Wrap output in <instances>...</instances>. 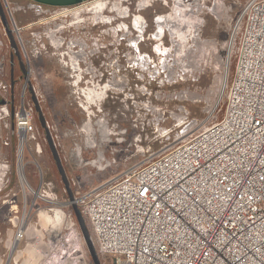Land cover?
Segmentation results:
<instances>
[{
    "label": "rangeland",
    "instance_id": "rangeland-1",
    "mask_svg": "<svg viewBox=\"0 0 264 264\" xmlns=\"http://www.w3.org/2000/svg\"><path fill=\"white\" fill-rule=\"evenodd\" d=\"M93 1L49 7L0 0L27 74L0 17V173L5 172L0 176V264L8 262L10 252L8 264H93L29 87L71 193L78 187L93 190L223 117L225 81L232 78L237 47L228 42L245 0H102L106 22L90 12ZM177 9L173 34L167 26ZM158 18L169 22L159 29ZM135 19L143 21L142 36ZM21 104L32 110L33 133L23 148L26 184L17 173L13 117ZM19 228L23 238L11 250ZM98 258L112 264L108 256Z\"/></svg>",
    "mask_w": 264,
    "mask_h": 264
},
{
    "label": "built area",
    "instance_id": "built-area-1",
    "mask_svg": "<svg viewBox=\"0 0 264 264\" xmlns=\"http://www.w3.org/2000/svg\"><path fill=\"white\" fill-rule=\"evenodd\" d=\"M228 44L235 65L219 121L72 193L112 264H264V0L244 1ZM31 111L13 114L23 178Z\"/></svg>",
    "mask_w": 264,
    "mask_h": 264
},
{
    "label": "water",
    "instance_id": "water-1",
    "mask_svg": "<svg viewBox=\"0 0 264 264\" xmlns=\"http://www.w3.org/2000/svg\"><path fill=\"white\" fill-rule=\"evenodd\" d=\"M30 1L37 3L39 5L49 6V7H71V6L79 5L83 2H87L89 0H30ZM0 17H1V20L3 23V26L5 28L7 37L9 39L10 45L13 48V50L15 51V55L20 62L23 74L26 76L27 74H26V71L24 70V67H23L21 61H20L18 49H17V46L15 44L13 34H12L11 30H9V28H8L7 21L5 18V14H4L1 2H0ZM29 90H30V93L32 96V101H33L34 106H35V111L38 114V120L40 122V126L45 131V138H46V141L48 144V148H49L51 156H52V158L56 164V168H57V171L61 177V180L65 186V190L67 192L69 203H70L74 218L76 220V223L78 225V228L80 230V234L83 238L85 247L88 251V254L90 256L92 263L93 264H100L98 254L96 253L95 248L93 246V243H92V240L90 237V233H89V230L87 229L86 223L83 220V217H82L78 207L76 206L75 203H73V196H72V193L69 189V183L67 181V178H66L64 169L62 167L58 152H57L56 147L54 145L53 139H52L47 127H46V123H45V120L43 118L42 112L38 106V103L35 99V96L33 94V90L31 89V87H29ZM11 256H12V252H10L9 260H10ZM9 260H8V262H9ZM8 262L6 264H8Z\"/></svg>",
    "mask_w": 264,
    "mask_h": 264
},
{
    "label": "bare ground",
    "instance_id": "bare-ground-1",
    "mask_svg": "<svg viewBox=\"0 0 264 264\" xmlns=\"http://www.w3.org/2000/svg\"><path fill=\"white\" fill-rule=\"evenodd\" d=\"M105 3V2H104ZM104 3H102V0H94L93 2H91V3H89V5L88 6H90L89 7V9H90V12L94 15V17H95V19L98 21H105V20H108L107 18H105V17H103V15H102V10L104 9ZM142 6V5H141ZM83 8V7H82ZM78 9H80V7L79 8H77V9H75V10H72V13L73 12H77V10ZM87 10V9H86ZM178 10H180V9H177V10H175V15H174V18H172V20L170 21V25L169 26H167L168 27V29H170V30H172V33L174 32V33H176L177 32V29H176V25H177V19L179 18V15H178ZM125 11V10H124ZM70 12V11H69ZM68 12V13H69ZM119 13H120V11H119ZM121 13H123V10H122V12ZM62 14V13H61ZM64 14H66V13H64ZM63 14V15H64ZM180 15H182V14H180ZM106 22V21H105ZM156 22H157V24H158V28L159 29H161V26H162V24H165V23H167V22H169L168 20H167V18H165V19H161V18H158V19H156ZM144 24H143V21L141 20V19H135L134 20V27H135V29L139 32V34L141 35L142 34V31H143V26ZM125 29V28H124ZM15 31H16V33H18V31H19V29H15ZM173 33V34H174ZM142 36V35H141ZM133 40H136V39H133ZM133 43H134V41H133ZM132 43V44H133ZM135 48V47H134ZM228 58V57H227ZM72 64H73V67L74 68H77V65H78V57H76V58H73L72 59ZM226 77V76H225ZM107 89H108V86H105V87H103V89H102V95H104V93L107 91ZM102 97V96H101ZM23 160V159H22ZM19 162H21V153L19 154ZM19 167H20V165H19ZM18 167V168H19ZM19 169H21V167L19 168ZM4 171L2 172V173H0V176L2 175H4ZM19 177H20V182L22 183V184H26V182L24 181V178H23V176H22V174H19ZM33 195L36 197V198H39V199H42V200H44V201H46V202H48V203H53V204H55V202H53V201H51V200H48V199H46V197L45 196H43V195H39V194H37V193H33ZM28 200H31V196H28V197H26ZM31 203V202H30ZM33 205V204H32ZM41 217V219L43 220V223L45 224H48L49 223V218L47 217V216H43V215H40ZM46 217V218H45ZM53 236H55V237H59V235H57L56 233H55V231L53 232ZM52 236V237H53ZM54 237V238H55ZM20 239L18 238V237H15V240H14V242L11 244V246H10V249L11 250H13V249H15L16 248V245H17V243H18V241H19Z\"/></svg>",
    "mask_w": 264,
    "mask_h": 264
},
{
    "label": "flooded vegetation",
    "instance_id": "flooded-vegetation-1",
    "mask_svg": "<svg viewBox=\"0 0 264 264\" xmlns=\"http://www.w3.org/2000/svg\"><path fill=\"white\" fill-rule=\"evenodd\" d=\"M19 66H20V69H21V71H22V68H21L20 62H19Z\"/></svg>",
    "mask_w": 264,
    "mask_h": 264
}]
</instances>
